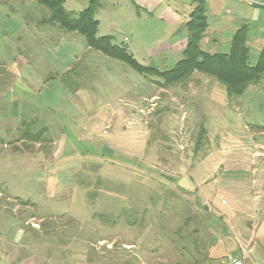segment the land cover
Listing matches in <instances>:
<instances>
[{
    "label": "rangeland",
    "instance_id": "rangeland-1",
    "mask_svg": "<svg viewBox=\"0 0 264 264\" xmlns=\"http://www.w3.org/2000/svg\"><path fill=\"white\" fill-rule=\"evenodd\" d=\"M137 1L99 0L98 36L113 37L143 66L174 68L182 55L152 58L168 39L159 10L152 17ZM202 1L209 28L201 48L228 52L246 24L255 64L264 0ZM151 2L197 7L196 0ZM89 4L65 0L64 8L77 18ZM47 14L36 0H0V264H176L175 231L185 217L207 212L183 190L215 185L211 200L230 210L226 185L247 183L227 164L240 162L229 154L233 142L245 147L237 137L263 133L264 83L234 98L200 72L164 86L90 49L83 36L43 23ZM44 129L39 143L21 140ZM197 226L192 220L189 229Z\"/></svg>",
    "mask_w": 264,
    "mask_h": 264
},
{
    "label": "trees",
    "instance_id": "trees-1",
    "mask_svg": "<svg viewBox=\"0 0 264 264\" xmlns=\"http://www.w3.org/2000/svg\"><path fill=\"white\" fill-rule=\"evenodd\" d=\"M196 1L197 7L190 14V20L186 24L188 43L183 59L173 69L161 71L156 67L141 65L126 46L114 44L113 37L98 36L99 21L96 19V13L100 7L99 0H90L89 6L77 18L65 10V0H36L37 4L48 12L42 20L43 23L52 24L65 32L83 36L90 49L120 60L142 75L158 77L163 80L164 86L189 83L194 73L200 72L214 78L224 86L228 97L234 98L242 97L249 87L264 83V44L260 49L256 63L251 64L247 25L235 32L228 52L209 53L201 48V42L209 24L206 3L202 0ZM44 132L45 129L36 134L25 131L21 140L39 143L42 141ZM205 136V130L202 128L197 147L204 144ZM193 205L188 206L190 211L193 209ZM145 219L147 218L144 217L143 220ZM192 220H196L194 216L185 217L183 226L175 231V235L180 237L182 243L179 255L181 259L176 264H222L221 259H214L210 256L200 230L198 228L192 231L189 229Z\"/></svg>",
    "mask_w": 264,
    "mask_h": 264
},
{
    "label": "crops",
    "instance_id": "crops-1",
    "mask_svg": "<svg viewBox=\"0 0 264 264\" xmlns=\"http://www.w3.org/2000/svg\"><path fill=\"white\" fill-rule=\"evenodd\" d=\"M151 1L139 0L137 1L138 5L135 4V6L137 5L136 7L140 11L144 10L152 17H156L154 13L159 10L158 18L163 21L169 30L168 39L155 50L156 54H153L152 58L165 55L163 60L167 61L169 60L168 55L172 56L173 54L177 57L176 59H179L181 55L184 56V51L187 47L188 34L186 24L189 22L190 14L193 12L195 6L192 3H184L183 6L179 4L180 8H178L170 4L164 6L161 10L158 9L159 5H155ZM205 8L207 15L206 4ZM215 32L218 33L220 30L217 29ZM205 37L206 33L203 40H205ZM205 44L211 45V40L207 39ZM130 53L136 59V56L133 54L134 52ZM165 61H163V64L166 63ZM236 139L245 141V147H236V142H233L232 148H230L231 153L229 154L234 157L240 156L241 158L240 162H236L235 159H229L227 164L228 170L243 173V178L237 174H234L233 177L234 179L237 177L240 182L247 181V183L245 182L238 189L233 188L230 183L226 185V191L232 198L234 208L222 210L217 207L218 203L216 202L215 205V202L211 200L217 189H215V185L209 187L206 184L207 182L197 187L194 191L185 188L183 196L195 192L198 203L199 199L204 202L200 204L204 205L207 212L205 214L196 212L194 217L198 225L196 228L200 230V234L203 233L202 239L206 243L205 247H207L212 258L221 259L222 264H230L233 260L241 261L243 264H264V117L263 133L259 137L250 134L246 136L240 135ZM244 155L250 157L249 160L246 161ZM222 183L223 181H220L219 184ZM221 204L229 205V202L222 199ZM151 215L149 213V217ZM168 216L170 219L171 214L167 215L166 218ZM152 223L148 225L150 229Z\"/></svg>",
    "mask_w": 264,
    "mask_h": 264
},
{
    "label": "built area",
    "instance_id": "built-area-1",
    "mask_svg": "<svg viewBox=\"0 0 264 264\" xmlns=\"http://www.w3.org/2000/svg\"><path fill=\"white\" fill-rule=\"evenodd\" d=\"M230 264H243L241 261L233 260Z\"/></svg>",
    "mask_w": 264,
    "mask_h": 264
}]
</instances>
